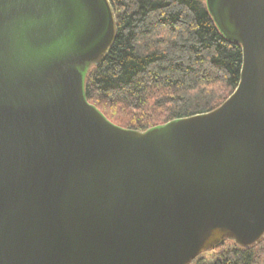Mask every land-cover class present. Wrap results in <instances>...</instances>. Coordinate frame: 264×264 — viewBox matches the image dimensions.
Listing matches in <instances>:
<instances>
[{
    "label": "water",
    "instance_id": "95a60500",
    "mask_svg": "<svg viewBox=\"0 0 264 264\" xmlns=\"http://www.w3.org/2000/svg\"><path fill=\"white\" fill-rule=\"evenodd\" d=\"M206 3L242 45L238 86L138 130L86 94L110 0H0V264H189L262 238L264 0Z\"/></svg>",
    "mask_w": 264,
    "mask_h": 264
},
{
    "label": "trees",
    "instance_id": "16d2710c",
    "mask_svg": "<svg viewBox=\"0 0 264 264\" xmlns=\"http://www.w3.org/2000/svg\"><path fill=\"white\" fill-rule=\"evenodd\" d=\"M116 35L86 77V94L111 121L146 130L208 112L238 86L243 48L226 37L206 0H110ZM189 264H264V235L232 239Z\"/></svg>",
    "mask_w": 264,
    "mask_h": 264
},
{
    "label": "rangeland",
    "instance_id": "374dc122",
    "mask_svg": "<svg viewBox=\"0 0 264 264\" xmlns=\"http://www.w3.org/2000/svg\"><path fill=\"white\" fill-rule=\"evenodd\" d=\"M211 251V250H208V252Z\"/></svg>",
    "mask_w": 264,
    "mask_h": 264
}]
</instances>
